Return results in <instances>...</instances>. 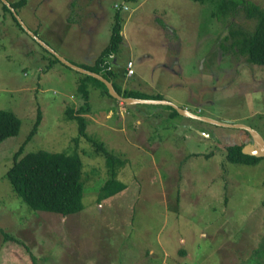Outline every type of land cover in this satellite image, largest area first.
I'll list each match as a JSON object with an SVG mask.
<instances>
[{
  "label": "rangeland",
  "instance_id": "374dc122",
  "mask_svg": "<svg viewBox=\"0 0 264 264\" xmlns=\"http://www.w3.org/2000/svg\"><path fill=\"white\" fill-rule=\"evenodd\" d=\"M210 1L26 0L17 14L57 54L87 68L121 9L124 42L110 58L121 89L162 92L193 113L243 124L264 142V67L226 39L231 23L251 32L255 22L241 10L213 16ZM251 1L264 8V0ZM50 55L0 4V108L21 121L17 135L0 142V264H264V157L247 165L227 162L225 153L230 144L261 146L257 137L170 114L163 103L117 101L91 81L87 133L126 160L117 178L127 188L98 203L104 156L67 114L85 105V75L60 62L48 67ZM37 107L42 118L24 153L72 151L80 137L79 213L30 210L5 177Z\"/></svg>",
  "mask_w": 264,
  "mask_h": 264
},
{
  "label": "trees",
  "instance_id": "16d2710c",
  "mask_svg": "<svg viewBox=\"0 0 264 264\" xmlns=\"http://www.w3.org/2000/svg\"><path fill=\"white\" fill-rule=\"evenodd\" d=\"M124 1L127 3H138L139 0ZM190 1L204 2L205 0ZM210 2L214 3V9L212 11L213 16L224 17L226 15H234L238 10H241L247 18L254 20L255 25L251 32H245L240 28L234 27L231 23L229 35L226 39H230V49L232 51L234 50L238 55L245 57L248 63L264 67V8L251 0H211ZM25 3L26 0L10 2L11 6L16 10L21 8ZM0 4L4 13L10 14L13 21L23 30L9 8L1 1ZM120 10L116 9L114 13V22L108 45L97 57L95 65L84 69L99 74L104 79L110 81L114 89L124 96L157 99L165 98L162 92L150 93L141 90H123L121 86L115 82L117 74H115L111 66L110 58L119 52L120 46L124 42V38L121 35ZM33 33L37 35L36 32ZM50 56L52 60L49 61L48 67H50L53 62H60L53 55ZM124 68H126L124 71H127L128 74L127 65ZM91 81L101 88L104 95L112 97L103 83L91 76H85L79 85V90L86 100L85 105L81 106L77 112H75L73 108H68L67 114L68 117L75 118L78 121L79 135L89 139L96 148V152L98 151L104 156L105 165L107 166V178L100 187L96 198L99 203L101 200L116 195L127 188V184L117 178L119 168L126 160L108 151L102 142L93 140L87 133L85 113L90 108V103L88 101L90 93L88 90V83ZM116 100L119 101V99ZM163 104L171 109L169 111L170 114L178 113L171 105L166 103ZM185 109L188 108L185 107ZM181 114L186 115L183 113ZM41 118L42 111L40 107H37L33 125L30 131H28L23 143L14 152L12 164L6 170L5 177L9 181L13 192L21 198L30 210L53 212L62 216L79 213L85 208L83 203L85 188L83 160L77 148L78 139L80 137L75 139L76 147L72 151L54 152L39 149L37 151L24 153L25 144L27 141H30L37 132ZM20 125V118L15 112L0 108V142L8 137L17 135ZM244 144L245 143L242 142L226 145V161L247 165L257 163L261 159V156L243 154L242 148ZM262 247H264V245H262ZM179 254L184 255V251H180Z\"/></svg>",
  "mask_w": 264,
  "mask_h": 264
},
{
  "label": "water",
  "instance_id": "95a60500",
  "mask_svg": "<svg viewBox=\"0 0 264 264\" xmlns=\"http://www.w3.org/2000/svg\"><path fill=\"white\" fill-rule=\"evenodd\" d=\"M2 3H4L9 10L12 12L13 16L16 18L17 22L20 24V27L28 34L31 35V37L37 42L39 43L44 49H46L51 55H53L57 60H59L61 63H63L65 66L73 69L74 71L83 74L85 76H91L93 78H95L96 80H98L99 82L103 83L105 85V87L108 90V93L116 98L119 99L123 102H154V103H166L171 105L173 108H175L178 112L189 115L191 117H194L196 119H200L203 121H208V123H213L215 125H219V126H226V127H237V128H243L246 130H249L252 135L254 136V139L257 137L260 141L261 146L255 144V148L252 149L250 148L249 145H244L242 148V153L243 154H249V155H255V156H261L264 157V142L261 139V137L251 128L246 127L243 124H229V123H224V121H219L217 119H214L212 117L206 116V115H200L197 113H193L191 111H189L188 109H185L179 105H177L175 102H173L172 100L166 99V98H161V99H157V98H139V97H134V96H124L122 94H119L116 89H114L113 84L104 79L102 76H100L99 74L93 73L87 69L81 68L73 63H71L70 61H68L67 59H65L64 57H62L61 55L57 54L51 47H49L45 42H43L41 39H39L37 37V35H35L33 32H31L30 28H27V25L23 22V20L21 19V17L17 14L16 9L11 6L10 2L8 0H0ZM256 143V142H255ZM257 145V146H256Z\"/></svg>",
  "mask_w": 264,
  "mask_h": 264
},
{
  "label": "built area",
  "instance_id": "2783aa9c",
  "mask_svg": "<svg viewBox=\"0 0 264 264\" xmlns=\"http://www.w3.org/2000/svg\"><path fill=\"white\" fill-rule=\"evenodd\" d=\"M134 63L133 61H129L128 65H127V70H128V75L132 76L134 74Z\"/></svg>",
  "mask_w": 264,
  "mask_h": 264
},
{
  "label": "clouds",
  "instance_id": "9594fccd",
  "mask_svg": "<svg viewBox=\"0 0 264 264\" xmlns=\"http://www.w3.org/2000/svg\"><path fill=\"white\" fill-rule=\"evenodd\" d=\"M17 11V10H16ZM28 28V27H27ZM254 143H255V139H254ZM245 145V144H244Z\"/></svg>",
  "mask_w": 264,
  "mask_h": 264
},
{
  "label": "flooded vegetation",
  "instance_id": "af4514ba",
  "mask_svg": "<svg viewBox=\"0 0 264 264\" xmlns=\"http://www.w3.org/2000/svg\"><path fill=\"white\" fill-rule=\"evenodd\" d=\"M252 141H254L253 138H252Z\"/></svg>",
  "mask_w": 264,
  "mask_h": 264
},
{
  "label": "bare ground",
  "instance_id": "6f19581e",
  "mask_svg": "<svg viewBox=\"0 0 264 264\" xmlns=\"http://www.w3.org/2000/svg\"><path fill=\"white\" fill-rule=\"evenodd\" d=\"M258 143H259V141H258Z\"/></svg>",
  "mask_w": 264,
  "mask_h": 264
},
{
  "label": "crops",
  "instance_id": "0c3cea01",
  "mask_svg": "<svg viewBox=\"0 0 264 264\" xmlns=\"http://www.w3.org/2000/svg\"><path fill=\"white\" fill-rule=\"evenodd\" d=\"M77 53V52H76ZM78 54V53H77Z\"/></svg>",
  "mask_w": 264,
  "mask_h": 264
}]
</instances>
